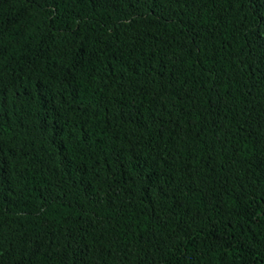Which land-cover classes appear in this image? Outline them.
I'll return each instance as SVG.
<instances>
[{
	"label": "trees",
	"instance_id": "1",
	"mask_svg": "<svg viewBox=\"0 0 264 264\" xmlns=\"http://www.w3.org/2000/svg\"><path fill=\"white\" fill-rule=\"evenodd\" d=\"M0 264H264V0H0Z\"/></svg>",
	"mask_w": 264,
	"mask_h": 264
}]
</instances>
